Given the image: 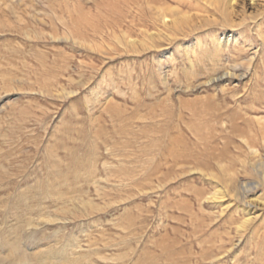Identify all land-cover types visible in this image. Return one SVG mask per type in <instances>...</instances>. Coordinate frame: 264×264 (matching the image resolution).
<instances>
[{
    "label": "rangeland",
    "instance_id": "obj_1",
    "mask_svg": "<svg viewBox=\"0 0 264 264\" xmlns=\"http://www.w3.org/2000/svg\"><path fill=\"white\" fill-rule=\"evenodd\" d=\"M195 5L0 0V264H264V11Z\"/></svg>",
    "mask_w": 264,
    "mask_h": 264
},
{
    "label": "bare ground",
    "instance_id": "obj_2",
    "mask_svg": "<svg viewBox=\"0 0 264 264\" xmlns=\"http://www.w3.org/2000/svg\"><path fill=\"white\" fill-rule=\"evenodd\" d=\"M190 1V0H188ZM192 2V1H191ZM179 3V2H178ZM177 3V4H178ZM185 3V2H184ZM197 5H195L196 8L198 7H214L215 11H219L221 18H222V27L225 26H230L233 27L234 21L233 18L237 15L244 16L247 12H262L264 11V0H196ZM175 4V3H174ZM180 4V3H179ZM188 5V4H187ZM186 5V6H187ZM207 5V6H206ZM178 6V5H177ZM161 8V7H160ZM158 8L157 10V16L159 18V24L158 27L163 30H167L175 36V39H173V42L175 43L176 40H178L176 37L179 35V33H183L185 31L190 30L192 27H198L201 26L205 23H211L214 21H209V20H215V16H209V15H202L201 12H197L196 14H191L188 11H185L184 9H180L178 7H167L165 9H160ZM186 8V7H185ZM193 8V7H192ZM156 9V8H155ZM190 9V5L188 7ZM201 9V8H200ZM205 9V8H204ZM209 9V8H208ZM207 10V9H206ZM200 11V10H199ZM202 11V10H201ZM209 11V10H208ZM171 12H173V15H170ZM204 12V11H203ZM155 14V13H154ZM154 16V15H153ZM157 18V17H156ZM196 24H193L195 23ZM200 28V27H199ZM160 30V31H161ZM161 31V33H162ZM189 32V31H188ZM166 35V32H164ZM169 33V32H168ZM184 34V33H183ZM168 35V34H167ZM185 36V35H184ZM170 37V36H168ZM172 37V36H171ZM170 37V38H171ZM188 37V36H187ZM158 38H161V35L158 36ZM167 38V37H166ZM184 38V37H183ZM147 39V38H145ZM169 39V38H168ZM172 39V38H171ZM127 40V39H126ZM130 41V40H129ZM138 41V40H137ZM151 41V40H150ZM143 42V41H142ZM148 42V41H146ZM150 43V42H149ZM129 44V43H128ZM152 44V42H151ZM138 45V44H137ZM142 45V44H141ZM140 45V46H141ZM197 44L192 45V47H196ZM134 46V45H133ZM153 46V45H151ZM181 46V45H180ZM125 47V46H124ZM145 47V46H144ZM98 49V48H97ZM146 49V48H145ZM190 48H186V53L189 54ZM103 52V51H102ZM104 53V52H103ZM159 63V62H158ZM161 65V64H159ZM230 75L229 73L224 74V76ZM233 77V75H232ZM224 78L221 77L220 79H212L210 81L211 84L222 81ZM259 129L257 132L254 133V141L249 144L250 149L252 150V153L254 154V163L252 167L255 169V171L261 176L262 182L264 184V165L261 162V157L259 155V152L257 149L259 143H262L263 148H264V120H259L258 122ZM247 141V140H245ZM249 143V142H248ZM248 158V157H247ZM246 164V163H245ZM244 164V165H245ZM246 167V165H245ZM244 167V169H245ZM251 169V168H250ZM254 171V170H253ZM257 174V175H258ZM259 181V180H258ZM261 182V181H260ZM257 183V182H256ZM246 187V186H245ZM248 189V188H247ZM234 191V190H233ZM245 191V190H244ZM247 191V190H246ZM246 191L243 194V198L241 199L242 203L250 208H255L256 205H253L252 202H246ZM235 192V191H234ZM237 193V192H236ZM219 194V193H218ZM238 194V193H237ZM251 195V194H249ZM216 196V195H215ZM221 197V196H220ZM239 197V196H238ZM214 198V197H213ZM216 198V197H215ZM225 199V198H224ZM218 201V200H217ZM256 202V201H255ZM261 203V202H260ZM263 203V202H262ZM253 215V214H252ZM256 217V216H255Z\"/></svg>",
    "mask_w": 264,
    "mask_h": 264
}]
</instances>
